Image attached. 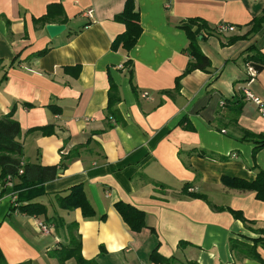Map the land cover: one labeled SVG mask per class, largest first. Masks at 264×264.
<instances>
[{"label": "crops", "instance_id": "obj_1", "mask_svg": "<svg viewBox=\"0 0 264 264\" xmlns=\"http://www.w3.org/2000/svg\"><path fill=\"white\" fill-rule=\"evenodd\" d=\"M126 2L0 0V118L16 106L24 161L61 167L36 199L48 209L40 216L13 211L21 181L0 179V249L7 264H78L50 254L69 244L74 221L82 254L100 264H238L230 238L257 237L254 229L264 226V201L256 192L223 181L254 180L264 170V147L255 153L264 139V113L244 92L247 87L264 101V27L248 34L264 0H134L142 32L131 49L121 42L114 47L127 30L116 20ZM89 8L93 17L84 15ZM194 18L200 22H189ZM201 20L213 31L206 38ZM221 22L237 30L220 33ZM49 23L66 28L51 37ZM188 29L212 67L183 76L191 60ZM250 46L256 47L251 53ZM252 54L261 70L248 61ZM45 126L54 132L38 130ZM79 184L93 217L58 205L57 194ZM119 201L145 211L143 230L125 222ZM58 217L63 224H56ZM40 221L54 228L41 232ZM259 251L264 258V248Z\"/></svg>", "mask_w": 264, "mask_h": 264}, {"label": "trees", "instance_id": "obj_2", "mask_svg": "<svg viewBox=\"0 0 264 264\" xmlns=\"http://www.w3.org/2000/svg\"><path fill=\"white\" fill-rule=\"evenodd\" d=\"M48 19V16H43L39 20L45 23L46 21H48ZM116 20L124 22L127 26V30L116 40V42L114 43V47H117L121 42V44H123L126 49H131L136 44L142 32L140 15L139 12L135 9L134 0H127L124 11L116 16ZM189 22L195 24L199 23L200 20L198 18H194ZM201 23L202 28L205 30V33H202V35L204 38H206V36L209 35L212 30H210L205 21L201 20ZM250 24L252 27L248 34L260 31L264 27V13L260 16H255ZM188 35L190 36L191 41L187 48V52L191 56V60L189 61L187 68L183 73V76L198 69L209 71L212 67V62L210 58L201 50L199 44L197 43V35L193 31H191V29H188ZM246 36L247 34L241 36H231L228 40V44H232L234 41ZM255 49V46H250L248 48V51L249 53H251ZM46 52L47 49H43L41 51L33 53L32 56L39 57L41 55H44ZM256 54L250 55L248 61H255L254 64L256 66V69L261 70L263 68V65H261L262 63H259L255 60ZM259 55H261L259 56V60L263 62V55ZM19 57L20 56L18 55V57H16V59L12 61L11 64L14 65ZM180 79L181 77L178 78V87L180 86ZM112 89L116 90V86L112 85ZM114 100L118 101V98H116L115 95H112L110 97V103L113 104V102H115ZM15 109L16 106H14L10 112L4 114L0 118V179L4 184H7L10 180L13 181L14 178H18L21 181L14 187L16 189L15 191L17 193V198L15 201L16 204H14L12 207L13 211L18 210L19 212L30 216H40L43 214H47L48 209L45 204L37 201L36 199L46 193V191L42 187L43 184L55 179L58 176L61 167H58L57 165H42L41 163H31L24 161V145L21 140L22 129L19 121L14 118ZM50 128L51 126H45L38 128V130H41L45 134H52L54 131L52 130L53 128ZM257 143L258 144L255 147V153H257L261 148L264 147V139L258 140ZM20 170H23V172L20 173ZM223 181L225 184L233 188L253 190L256 192V197L264 201L263 169L258 172L257 177L254 180L225 176L223 177ZM185 191L189 192V185H186ZM190 194L192 196H201L194 193ZM57 202L59 207H61L62 209L73 210L76 208H80L82 210L83 216L87 218L93 217L96 214V210L92 202L88 198L82 184L71 187L65 193L57 194ZM115 206L118 212L122 215L125 222L133 231L140 232L147 226L146 213L144 210L124 201L117 202ZM231 211L237 218L242 219L246 224L249 225L248 222H251L245 218L241 211H236L234 209H231ZM52 218L53 217H50L48 219L51 220ZM57 222L56 224L58 225L63 224L60 217H58ZM68 227L71 231V241L67 245L54 249L50 252V254L52 256L58 257V259L62 261V263L70 258H75L78 264H100L97 259H88L82 254L81 235H76L74 233L75 230H77L79 227L78 222L74 221L70 223ZM254 230V232L258 234L257 237H247L245 235H239L240 237L230 238V249L236 263L241 264L246 259H256L264 264V258L259 251L260 247L264 248V226L255 228ZM157 252V249H155L153 254H157ZM164 260L165 258L162 257L161 261ZM0 264H7L2 255L1 249ZM21 264H31V262L26 261Z\"/></svg>", "mask_w": 264, "mask_h": 264}, {"label": "built area", "instance_id": "obj_3", "mask_svg": "<svg viewBox=\"0 0 264 264\" xmlns=\"http://www.w3.org/2000/svg\"><path fill=\"white\" fill-rule=\"evenodd\" d=\"M93 14H94V9L93 8H89L87 10L84 11V15L86 17H93ZM217 30L218 32L220 33H227V32H235L237 30V27L236 25L234 24H230V23H227V22H221L218 24L217 26ZM249 75L252 76V79L256 73V70L255 68L250 65L249 66ZM251 79V80H252ZM244 92H245V98L254 102L260 109V111L262 113H264V101L263 99L256 95L255 93H253L249 88H244ZM143 96L144 97H147L149 96V93L148 92H144L143 93ZM225 132V130H223ZM23 170H20V173H22ZM12 183V180L8 181V184H11ZM54 228V225L53 224H47L43 221H40L38 223V229L41 231V232H44V233H49L52 231V229Z\"/></svg>", "mask_w": 264, "mask_h": 264}, {"label": "water", "instance_id": "obj_4", "mask_svg": "<svg viewBox=\"0 0 264 264\" xmlns=\"http://www.w3.org/2000/svg\"><path fill=\"white\" fill-rule=\"evenodd\" d=\"M66 28L65 24H48L47 25V30L50 34L51 37H54L58 34H60L62 31H64Z\"/></svg>", "mask_w": 264, "mask_h": 264}]
</instances>
